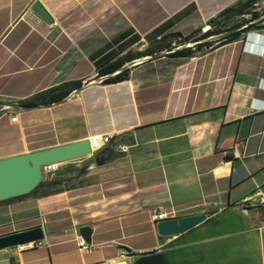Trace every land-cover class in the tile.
I'll list each match as a JSON object with an SVG mask.
<instances>
[{
    "label": "crops",
    "instance_id": "crops-1",
    "mask_svg": "<svg viewBox=\"0 0 264 264\" xmlns=\"http://www.w3.org/2000/svg\"><path fill=\"white\" fill-rule=\"evenodd\" d=\"M243 1L0 0V159L110 137L94 154L59 162L36 191L0 200V237L43 232L39 247L1 249L0 264L131 263L123 254L155 251L182 264L209 240V224L227 214L250 218L244 207L264 198V20L190 57L125 62L122 82L94 78L165 36L202 33ZM35 3L50 21L32 10ZM84 79L59 103L20 108L41 91ZM160 208L207 219L164 238L152 220ZM83 226L91 252L77 245Z\"/></svg>",
    "mask_w": 264,
    "mask_h": 264
},
{
    "label": "water",
    "instance_id": "water-1",
    "mask_svg": "<svg viewBox=\"0 0 264 264\" xmlns=\"http://www.w3.org/2000/svg\"><path fill=\"white\" fill-rule=\"evenodd\" d=\"M32 10L44 20H51L39 3H35ZM180 48L182 47H177L176 49ZM165 53L167 51H160L144 58L156 59ZM136 62L132 61L129 65L135 64ZM20 108L23 110L28 109L25 106H20ZM91 154L92 152L90 151L88 141H83L0 159V200L24 195L32 191L42 181V165L52 162L59 163L70 158L83 157ZM96 163L100 165L101 161L97 160ZM206 219L207 216L205 214H198L159 221L155 226L157 234L160 237L171 238L185 234L204 223ZM78 233L87 244L91 243V229L89 227H80ZM42 240V229L40 227L34 228L0 237V250ZM127 257L133 259L131 264H167L164 254L160 251L139 256L128 253Z\"/></svg>",
    "mask_w": 264,
    "mask_h": 264
},
{
    "label": "rangeland",
    "instance_id": "rangeland-1",
    "mask_svg": "<svg viewBox=\"0 0 264 264\" xmlns=\"http://www.w3.org/2000/svg\"><path fill=\"white\" fill-rule=\"evenodd\" d=\"M253 11L264 14V0H256L243 14L223 15L216 21L217 29L224 31L243 26L251 19ZM223 34L211 39L214 46ZM243 210L244 213L251 212L249 219L237 220L227 214L217 220L223 223L209 224V232L205 235L209 240L196 250L187 251L195 257L182 264H264V202L258 201L252 207L246 205Z\"/></svg>",
    "mask_w": 264,
    "mask_h": 264
},
{
    "label": "trees",
    "instance_id": "trees-1",
    "mask_svg": "<svg viewBox=\"0 0 264 264\" xmlns=\"http://www.w3.org/2000/svg\"><path fill=\"white\" fill-rule=\"evenodd\" d=\"M256 0H245L243 2L237 3L234 6L229 7L228 9L221 12L219 17L213 21H210L208 25H210V29H208L205 33L199 34L193 33L188 36H181L179 34H172L165 36L154 44H152L148 49L138 52V53H130L128 52L123 56V58L118 59L112 63H109L97 70L94 78L107 76L103 82L106 84L110 83H118L126 80L129 76V69L121 67L125 64V62H132L136 59L149 56L153 53L160 51H167V55L171 57H190L195 52L200 51L203 48L213 47V42L211 41V36H216L223 34L222 39L219 40L217 45H221L227 43L235 38H237L242 31L250 30L252 28L259 27V23L264 20L263 15L259 14L255 11L251 12V19L247 21L243 26L232 27L228 30L220 31L217 29L218 25L216 21L221 18L223 15L229 13L235 14H243V11L250 6L254 5ZM238 8V9H237ZM264 27V25H263ZM214 38V37H213ZM207 39V40H205ZM188 42H195L193 47H182L180 49H176L180 45L186 44ZM120 71L114 74L117 70ZM89 80H80V81H70L60 84L58 86L52 87L50 89L41 91L34 95L33 97L20 102L21 106H25L27 108H35L39 106H50L64 100L69 94H71L75 90H79L84 84L88 83ZM43 182V181H42ZM40 182L30 193L36 191L41 185Z\"/></svg>",
    "mask_w": 264,
    "mask_h": 264
},
{
    "label": "built area",
    "instance_id": "built-area-1",
    "mask_svg": "<svg viewBox=\"0 0 264 264\" xmlns=\"http://www.w3.org/2000/svg\"><path fill=\"white\" fill-rule=\"evenodd\" d=\"M208 29H210V25H207L206 27H204L202 29V33H205ZM214 36H211L210 38H213ZM195 44V42H188L186 44L180 45L179 47H193V45ZM12 121L16 120V117H12L11 119ZM110 142V137L108 135H93L88 139V144H89V148L90 151L92 152V154H94L95 152H97L98 150H100L102 148V146L108 144ZM116 149L122 152H126L127 151V147L124 145H117ZM59 169V163L58 162H52V163H48V164H44L41 166V173H42V178L46 179L48 177H50L52 174H54L57 170ZM262 202H264V198L263 200H261ZM176 213L172 210H166L163 208L160 209H154L152 211V220L155 223V225L159 222V221H163V220H168V219H173L176 218L175 215ZM42 245L41 241H36V242H29L26 244H22V245H17L15 247H13L17 252H22L25 250H30L36 247H39ZM77 245L79 250L84 251V252H91L93 246L91 244H87L81 237H77ZM125 257H127L128 253L123 254ZM118 264H131L125 261H120Z\"/></svg>",
    "mask_w": 264,
    "mask_h": 264
}]
</instances>
